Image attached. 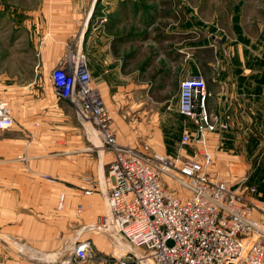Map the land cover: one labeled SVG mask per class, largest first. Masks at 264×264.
<instances>
[{"label":"crops","instance_id":"obj_1","mask_svg":"<svg viewBox=\"0 0 264 264\" xmlns=\"http://www.w3.org/2000/svg\"><path fill=\"white\" fill-rule=\"evenodd\" d=\"M36 4L24 7L11 22L18 44L26 41L22 55L27 59L17 70L42 76L23 85L0 78V96L13 101L16 133L0 134V176L5 184H17L10 190L17 196L1 192L16 200L0 208L11 217L7 223L13 222L3 239L0 235L1 264H57L82 241H90L91 250L105 258L112 239L118 240L89 230L108 211L104 197L111 187L112 150L92 121H80L73 104L57 97L51 82L52 71L63 65L71 47L87 54L95 86L113 115L118 144L133 150L148 146L183 157L179 135L191 121L178 111L180 89L165 96L157 85L169 76H202L214 123L226 126L207 133L206 146H214L215 159L224 151L228 170L243 171L241 177L257 183L246 173L252 166L264 168L263 42L244 43L238 36V43L228 46L225 26L219 21L195 24V11L187 4L183 13L188 19L179 24L173 21L175 0ZM198 29L204 38L196 42L193 31ZM129 248L119 252L134 250Z\"/></svg>","mask_w":264,"mask_h":264},{"label":"built area","instance_id":"obj_2","mask_svg":"<svg viewBox=\"0 0 264 264\" xmlns=\"http://www.w3.org/2000/svg\"><path fill=\"white\" fill-rule=\"evenodd\" d=\"M68 51L51 73L57 97L73 104L80 121H92L113 153L111 187L104 197L108 211L89 230L119 235L142 251L118 252L117 264H264V208L257 204V186L248 177L231 184L211 173L215 159L206 135L226 126L214 123L206 80L185 77L179 90L178 111L196 128L200 150L195 158L167 156L148 146L133 150L118 144L113 115L95 86L87 54L73 47ZM14 125L10 103L0 97V132ZM191 142L184 133L181 144ZM91 245L76 243L59 264L89 261Z\"/></svg>","mask_w":264,"mask_h":264},{"label":"rangeland","instance_id":"obj_3","mask_svg":"<svg viewBox=\"0 0 264 264\" xmlns=\"http://www.w3.org/2000/svg\"><path fill=\"white\" fill-rule=\"evenodd\" d=\"M0 0V76L1 78H15L14 83L18 85H23L24 83L33 80L34 78H39L42 74H36V72L29 70H17L22 67L21 63L26 61L27 54L22 55L24 51L26 41L19 42L13 37V33H15V24L11 22V19L15 20L18 18L23 12L24 7H28L31 9L33 6L37 5V0ZM176 6L178 7V14L173 17V21L177 23H181L188 19L186 15L183 13L184 5L187 4L189 7L195 11L193 16V21L197 24L198 21H206L213 22L219 21L220 25L223 24L225 31L227 32L229 38L226 40V44L231 46L233 44H237L239 40L238 36L243 37V42L249 43V41L253 40L254 42H263L264 43V0H175ZM184 4V5H183ZM22 7L21 13H16V9ZM198 25V24H197ZM195 32L194 38L197 41H200L204 38V34L202 30L198 29ZM232 34V35H231ZM264 47V45H263ZM185 77H177V76H169L164 79L157 86L163 88L165 96H171L174 93H177L180 89V84ZM156 83V82H155ZM153 87L152 90H154ZM157 91V90H156ZM8 95H1L0 97L4 101H9L12 115H13V101L7 97ZM184 133L189 134L192 137V142L189 145H185L184 151L185 154L182 158H195L198 155V151L200 150V145L195 142V127L192 123L185 122V129L183 134L179 135V141L183 137ZM4 137H15V125L12 129L6 132H0ZM213 147V148H212ZM211 148L214 150V146ZM210 146L207 149L213 154ZM223 155L219 156L218 159H215L213 154L214 164L211 167L212 175L218 174V178L220 180L228 181L229 183L236 182L238 178H243V171L238 170H228L226 168V160H225V152H222ZM171 157V154H165ZM223 161V162H222ZM222 162V164H221ZM254 165H256L254 163ZM4 172V169H0V175ZM248 176L252 175L257 183V189L259 190L257 204L260 207L264 208V168H259L252 166L246 173ZM15 183L5 184L2 181L0 176V208L4 207L6 204H12L16 202V200H10L9 197H4L1 192H5L6 196L9 194L14 196L16 194H10V190L14 189ZM17 196V195H16ZM19 200V196L18 199ZM257 211V210H256ZM260 213L259 211H257ZM8 215L4 213V211L0 210V235H2L3 231L7 226H11V223H7L11 220V217H7ZM14 217H17L14 216ZM20 217V215L18 216ZM14 220V219H13ZM2 239L4 235H2ZM3 241V240H2ZM5 241V239H4ZM110 243L109 251L111 252L105 258H99L96 249H92L89 253L90 260L85 263H76V264H117L118 252L120 249H128L130 244L121 239L118 235V240H113ZM92 246V245H91ZM134 251V250H133ZM120 253V252H119ZM142 252L138 253L140 255ZM1 264V263H0ZM59 264V263H57Z\"/></svg>","mask_w":264,"mask_h":264}]
</instances>
